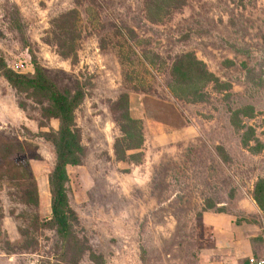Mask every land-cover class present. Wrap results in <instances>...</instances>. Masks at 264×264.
<instances>
[{
  "label": "rangeland",
  "instance_id": "1",
  "mask_svg": "<svg viewBox=\"0 0 264 264\" xmlns=\"http://www.w3.org/2000/svg\"><path fill=\"white\" fill-rule=\"evenodd\" d=\"M79 1L0 0V55L9 67L32 74L33 53L62 91L85 93L76 111L85 155L68 168L76 234L104 264H241L264 256L248 241L252 233L234 231L255 226L253 241L264 239L252 204L264 175V0H184L156 21L145 0ZM73 9L81 14L76 61L46 43L52 20ZM188 53L221 85L207 84L201 102L181 98L171 79L173 61ZM123 95L145 137L127 161L114 148L121 132L112 105ZM58 129L0 73V136L26 149L19 159L29 162L39 191L38 205H26L14 181L0 178V264H67L50 222L56 153L45 133ZM138 154L140 162L130 157ZM79 264L95 263L86 254Z\"/></svg>",
  "mask_w": 264,
  "mask_h": 264
},
{
  "label": "trees",
  "instance_id": "2",
  "mask_svg": "<svg viewBox=\"0 0 264 264\" xmlns=\"http://www.w3.org/2000/svg\"><path fill=\"white\" fill-rule=\"evenodd\" d=\"M145 2L149 17L156 21L162 18V14L168 15L172 10L183 6L185 1L145 0ZM75 3L80 6L79 0H75ZM80 22L81 14L78 9L61 14L52 20L51 31L46 38V43L56 47L63 58L76 61L79 43L82 39ZM14 25L22 32L23 25L17 16H15ZM31 54L34 70L32 74L16 72L9 67L1 55L0 73L15 91L31 96L40 105L43 119L59 122L58 131L45 133V138L53 145L56 153V164L49 178L52 194L50 222L56 226L62 241L63 262L79 264L83 256L88 254L89 259L95 264H104V257L97 255L87 239L85 237L81 239L75 232V227L80 223L76 212L71 207L67 189L70 180L68 168L80 166L85 155L81 132L76 124V111L83 102L84 90L78 88L74 92L62 91L47 76L38 58L33 53ZM170 75L174 85L183 93L181 98L189 103L204 101L206 97L204 89L207 84L215 83L221 86L217 78L208 71L206 65L191 53L175 58ZM170 88L176 92L173 85ZM20 106L26 108L25 103H20ZM112 110L117 115V124L121 132V137L114 146L116 157L120 161H127L128 152L140 151L143 148L145 143L143 122L131 116L129 99L126 95L113 103ZM250 110L247 108L243 110V113L250 117ZM233 120L237 123L236 117ZM219 150L223 152L222 149ZM25 153L26 149L23 145L6 141L0 136V178L7 177L10 181H14L18 198L26 205L36 206L39 203L37 182L29 162L24 158L19 159ZM139 154L130 157L140 162L137 160ZM253 199L264 212V179H259L256 183ZM10 247L11 245L9 249Z\"/></svg>",
  "mask_w": 264,
  "mask_h": 264
},
{
  "label": "crops",
  "instance_id": "3",
  "mask_svg": "<svg viewBox=\"0 0 264 264\" xmlns=\"http://www.w3.org/2000/svg\"><path fill=\"white\" fill-rule=\"evenodd\" d=\"M261 179H264V175H261V177H260ZM252 204H253V206L256 208V213H254V214H257L258 216L256 217L257 218V220H259L260 221V223H261V226H262V228H263V231H264V212L259 208V206L257 205V203L255 202V200L253 199L252 200ZM234 231L237 233H239L240 234V236L242 237V235H249V234H251L250 235V237H252V239H248V241L252 244V246H254L256 249H257V251H259V250H263L264 249V239L263 240H255V241H253V238H256L257 236H258V234L256 233V231H257V228L255 227V226H249V225H247L246 226V228L244 229V233H243V231H242V228H239L237 225L235 226V228H234ZM220 234H223V232L222 231H220ZM260 254V253H259ZM262 254V253H261ZM252 256H256V255H252ZM251 256V257H252ZM250 258V257H249ZM248 258V259H249ZM248 259L246 260V261H243L241 264H247V262H248Z\"/></svg>",
  "mask_w": 264,
  "mask_h": 264
},
{
  "label": "built area",
  "instance_id": "4",
  "mask_svg": "<svg viewBox=\"0 0 264 264\" xmlns=\"http://www.w3.org/2000/svg\"><path fill=\"white\" fill-rule=\"evenodd\" d=\"M247 264H264V256H252L248 259Z\"/></svg>",
  "mask_w": 264,
  "mask_h": 264
}]
</instances>
